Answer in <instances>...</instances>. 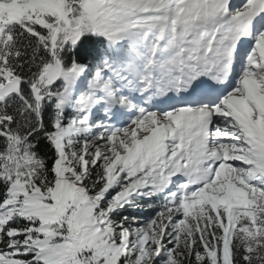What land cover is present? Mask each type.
<instances>
[{
	"label": "snow or ice",
	"instance_id": "1",
	"mask_svg": "<svg viewBox=\"0 0 264 264\" xmlns=\"http://www.w3.org/2000/svg\"><path fill=\"white\" fill-rule=\"evenodd\" d=\"M0 264H264V0H0Z\"/></svg>",
	"mask_w": 264,
	"mask_h": 264
}]
</instances>
